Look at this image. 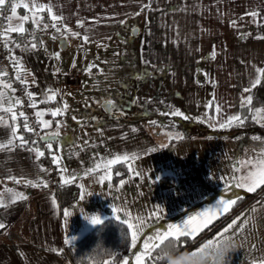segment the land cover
Segmentation results:
<instances>
[{
    "label": "rangeland",
    "instance_id": "obj_1",
    "mask_svg": "<svg viewBox=\"0 0 264 264\" xmlns=\"http://www.w3.org/2000/svg\"><path fill=\"white\" fill-rule=\"evenodd\" d=\"M158 6L154 7L155 15L162 11V7L158 9ZM167 11H179V6L170 5ZM143 17L144 11L124 16L112 34L96 39L86 40L83 36L79 37V34L74 35L77 33L44 34L41 38V57L51 75L54 77L64 73L76 76L81 87L76 90L66 88L61 93L59 104H62V115L52 129L54 132L51 129L47 132H60L68 126L73 130L76 140L88 143L116 124L122 127L133 126L138 130L124 132L121 148L112 146L103 154L106 159L112 152L113 157L128 156L127 161L120 162L125 165L124 170L122 167L118 170L119 173L125 171V175L115 178L113 167L118 163L114 164L111 167L109 187V179L100 182V177L106 176L108 169L100 167L98 171H92L96 167L90 168L80 178L79 186L82 185L83 189L80 187L76 203L86 206L82 202L89 201L92 195H98L127 211L128 218H132L130 222L138 223L143 219L140 225L141 238L137 241L139 248L145 235H151L166 225L181 224L183 220L180 219L193 212L189 208L199 200L212 198V210H215L217 201L222 197L239 196L240 199L232 209L238 207L226 219H230L228 222L231 223L236 217H246L242 229L249 231L251 237L258 235L262 239L263 228L254 226L260 225L259 215V221H263L264 203L257 202L264 201V193L251 203L245 197L252 193L258 195L264 188L260 192L249 193L243 188H229V185L235 183L234 176L239 179L246 174L248 168L242 166L243 163L258 157L264 151V143L249 137L218 140L190 135L197 128L205 129L206 132L214 130L228 118L218 116L221 110L217 112L215 90L204 80L206 67L212 61L216 62L220 54L204 49L209 48L208 45L197 46L201 39L212 37L211 28L216 29L214 20L203 21V25L208 22V30L202 29L203 34L199 36L192 35L200 29V24L192 20L185 31L189 38L183 41L177 38L175 41V44L180 45H168L167 42L164 47L154 46V50L149 51L150 43L146 42L149 30L144 26ZM242 23L240 20L225 22L229 31H235L234 38L241 41L257 31ZM61 39L65 40V47L60 44ZM10 93L13 94L16 110L19 104L16 102H20V99L13 92ZM247 96L242 94L241 97ZM109 101L112 103L109 104ZM231 105V101L226 99L225 106L229 108ZM173 111H179L181 115H170ZM58 134L62 136V133ZM83 158L86 157H82L80 162L76 161L77 165L82 164ZM87 172L92 173L86 175ZM147 176L149 180H146ZM157 176L160 177L159 181L155 180ZM121 181H124L122 186ZM144 181L152 182L149 189ZM160 184L173 185L171 189H161ZM92 190H97V194L88 193ZM253 198L254 195L249 199ZM157 209L162 211L158 212ZM154 212L159 219L152 215ZM168 215L174 220L176 215L179 217L166 223L163 218ZM249 216L251 220L247 224ZM227 224L213 234L221 232ZM255 251L254 246L251 255Z\"/></svg>",
    "mask_w": 264,
    "mask_h": 264
},
{
    "label": "crops",
    "instance_id": "obj_2",
    "mask_svg": "<svg viewBox=\"0 0 264 264\" xmlns=\"http://www.w3.org/2000/svg\"><path fill=\"white\" fill-rule=\"evenodd\" d=\"M21 2L29 3L30 0H16L14 3ZM38 2L51 5L53 14L63 17L61 21L56 22L57 26L54 30H51L54 21L50 18L47 10L36 13L37 16L43 17L39 21V26L32 22L33 13L24 7L17 8V15L11 21L5 19V17L11 15V7H6L8 3L0 10L1 22L4 24L2 34L9 26L19 25L22 22L20 18L24 15L30 17L31 23L29 25L23 22L25 28L23 33L10 32L4 37L11 67L28 87L30 99L37 104L48 101V97L53 96V94L56 98L58 93L56 78L51 75L40 53L41 38L44 34L77 33L79 37L83 36L84 39L85 37L88 40L96 39L100 36L112 34L124 16L138 14L143 11L144 26L149 30V33H147L148 40H146L150 43L149 51H153L154 46L164 47L163 45L167 42L168 45H180L175 44V41L177 38L181 41L184 38H189L185 31L192 20L200 24L199 31L192 34L195 36L202 35V29L208 28V22L203 25V21L214 20L213 24L216 29L211 28L212 37L199 41L200 37L197 46L208 45L209 48L204 49L220 54V58L216 62L212 61L211 65L206 67L207 75L204 79L215 90L216 99L214 100L216 106L221 103L219 117L241 115V110L248 104L247 98L251 96L254 88L252 87L253 81L258 75H261L256 70L264 68V36L261 31V25L264 23V0H38ZM145 5L147 7H144ZM155 5H159L158 9L162 7V11L157 12L156 15L153 12ZM170 5H178L179 11L169 13L167 9L170 8ZM253 11L259 15L257 17L248 15ZM167 14L169 15L167 16ZM237 20L243 21L242 25L252 26L254 30L257 29L256 33L242 41L235 39V31H229L225 27V22ZM44 25L48 27L45 28ZM65 28L67 31H65ZM160 35L163 37L162 39H160ZM60 44L63 47L67 45L63 39H61ZM5 72V67L0 65V118H2L0 119V144L7 145L9 141H12V145L10 150L0 149V203L5 205V207H0V223L5 224V228L0 229V264H72L65 255L64 249L67 244L76 241L93 228L86 223V216L98 214L101 217L108 218L119 215L122 219L127 220V211L120 206L110 204V200L98 195H92L89 201L82 202L86 206L76 203L77 198L70 204L60 205L55 190L48 183L45 170L48 159L43 158V156L37 159L36 153L39 145L33 144L24 147L17 140V133L15 132V135H13V129L17 131V127L11 117L13 114L17 117V113L14 97L9 89V78ZM196 74L197 71L195 77ZM249 88L251 91L246 92L245 89ZM242 94H248V96L244 99L241 97ZM226 99L231 101L232 105L229 108L225 106ZM9 106L12 108L11 113L3 110ZM56 108L61 110L62 104L57 102ZM259 110L260 112L256 114V117L259 121H262L264 120V107L259 108ZM39 112L43 114L39 117L40 121H46L50 124L49 127H43L40 123L43 130L41 131L42 136L51 135L54 132L53 127L62 114L54 117L51 114L53 111L50 114L43 111ZM53 118L54 120H52ZM168 128L173 127L169 126ZM50 129L53 131L52 133L47 132ZM218 129H220L219 126L209 132ZM135 131H138L136 127H122L116 124L88 143L87 141L76 140L73 130L68 126L60 132L57 131L56 133H62V136H59V134L55 136V142L51 144V148L48 147V155L53 161L54 156L58 158L56 163L61 183L74 184L78 190V197L80 178L85 176L86 171L96 167L101 161L110 160L113 157V152L109 151L112 153L106 159V155L103 156L104 151L112 146L120 149L124 140L122 139L123 133ZM209 132L197 136L218 140H236L249 137L252 140L264 143L263 139H256L252 134L234 135L227 133L214 135L209 134ZM77 141L80 142L76 144ZM168 141L170 142V140ZM28 149L32 150L29 151ZM82 157L86 158H83L82 164L77 165L76 161L79 160L80 162ZM101 167L106 169L103 165ZM90 173L92 172H87L86 175ZM62 177L67 182H63ZM71 177H75V179H69ZM17 180L20 182L17 183ZM146 180H149L148 176ZM27 181H31V183ZM144 183L146 188L149 189L152 182L144 181ZM160 185L161 189H171L173 184H168L169 186ZM263 188L264 186L256 191L260 192ZM96 192L97 190H92L88 193L97 194ZM263 193L264 191H261L258 195L255 194L253 199L248 198L249 203L260 198ZM21 194L26 199H17ZM211 199L199 200L196 205L189 208L193 212L180 220L184 221L190 215L203 212L206 209H213ZM195 206L198 208L195 209ZM113 208L119 209V212L113 213ZM65 210L69 213L67 217L64 216ZM170 217L168 215L163 220L166 223L171 220L175 221L179 215H176L175 220ZM229 220L227 219L222 225L225 226L229 223ZM247 220L246 223L248 224L251 217L249 216ZM259 220L260 225L254 227H262L264 234V214L263 221ZM221 226L213 233L220 230ZM213 233L203 238L187 252L193 251L205 239L213 238L215 236ZM73 237L75 239H72ZM225 243L228 242L225 241ZM231 244L234 247H231L228 254V264H252V262L253 264H259L264 259V237L262 239L258 235L251 237L249 231L245 232L242 229L239 236L232 239ZM253 245L256 251L254 255H251ZM132 249L130 235V249L122 258V260H128L130 264L134 261V251ZM121 261L119 264H121Z\"/></svg>",
    "mask_w": 264,
    "mask_h": 264
},
{
    "label": "snow or ice",
    "instance_id": "obj_3",
    "mask_svg": "<svg viewBox=\"0 0 264 264\" xmlns=\"http://www.w3.org/2000/svg\"><path fill=\"white\" fill-rule=\"evenodd\" d=\"M6 3H10L11 7V15L5 17L8 21H11L14 17L17 15V8L18 7H24L25 9L31 11L33 13L31 19L34 24H37L39 26V21L43 19V17L37 16V12H44L47 10L49 13L50 18L54 21L52 24V27H56V22L61 21L63 19L62 16L53 14L52 6L51 5H44L38 2V0H30L29 3H14L11 2V0H0V10H2ZM144 7H147L145 5ZM248 15H251L252 17H257L259 14L255 11L248 13ZM21 23L17 26H9L6 31L2 35H7L10 32H19L23 33L25 31V28L23 26V22H26L30 19L28 15H24L20 18ZM235 23V22H233ZM45 28H47V25H44ZM65 31L67 29L65 28ZM78 35V34H74ZM87 40L88 38L85 37ZM35 47V45H33ZM146 64L148 62H145ZM258 73H264V69H257ZM260 76L258 75L256 79L253 81L252 87H255L257 84H260ZM7 87V85H5ZM246 92H250L251 89H245ZM53 96H49L48 99H53ZM251 96L247 98V102L251 103ZM16 103H19L17 101ZM109 104L112 102L109 101ZM66 107V106H65ZM5 112H12L11 106L8 108L3 109ZM60 109H57L56 111H53L51 114L52 116H57L60 114ZM220 111L219 106H217V112ZM251 111V109H250ZM257 113L260 112L259 109L255 110ZM167 114V113H166ZM20 116H23V113L19 114ZM37 117L42 116L43 114L38 112ZM172 116H180L181 113L179 111H173L170 113ZM12 120H16V115H12ZM187 118V117H185ZM253 119H256L255 116L252 117ZM2 119V118H0ZM42 123L43 127H49V122L46 121H39ZM238 122L239 124L244 123V119H242L238 115L230 116L227 118L226 121L220 122L219 127L221 129L225 127H229L233 125V123ZM150 123L155 124L154 121H150ZM24 128L26 131H33V129H30L28 127L27 121H25ZM16 129H13V135H15ZM52 136H57V133H52ZM18 139L21 140L22 145H26L28 142L23 139V137H18ZM43 139V138H42ZM259 139V138H256ZM32 143H35L33 141ZM12 141H9L7 145L0 144V149H9L11 148ZM49 148H51V144L48 145ZM31 151L32 149H28ZM37 159H39L40 156L43 155L42 152H39L37 150ZM54 162H58V158L55 156L53 157ZM129 159L128 156H115L112 159L104 162L101 161V163H98L96 165V168L93 169V171H98L101 167V164L108 169V173L106 176L100 177V182L103 183V181L107 178L109 179V187L110 184V176H111V167L116 164L120 163L122 161H127ZM244 167H247L248 170L245 175L237 179L235 176L233 177V180L235 183L229 185V188L231 187H237V188H243L246 192L252 193L256 192L257 189L261 188V186H264V151H261L258 154V157L254 158V160H247L243 163ZM131 171V169H130ZM139 175V173H137ZM115 175L119 176L120 173L116 172ZM69 179H75V177H71ZM156 181L160 180V177L157 176L155 178ZM63 182H67L62 177ZM17 183L20 181L17 180ZM28 183H31V181H27ZM124 181H121V186L123 185ZM35 186V185H34ZM47 186L46 184L44 185ZM81 189H83V186H80ZM17 199H26L23 194H21ZM81 199H83V192L81 194ZM240 199L239 196L235 197H228L224 198L222 197L220 200L217 201V206L215 210L212 209H206L203 212L195 213L193 215H190L187 217L186 220H184L179 225H168L166 229H157L153 234L151 235H145L143 240L141 241V247H137V241L141 238V231H140V225L143 224V219H140L138 223H132L131 217L127 220L122 219L119 215H116L115 218L120 220L121 223L127 224L129 233L131 235V247L133 249H136L135 252H133L134 261L132 264H160L161 261L165 260L167 258L171 264H215V255L219 252L222 245H228L230 247H234V245L231 244V241L234 237L239 236V232L242 230L243 223L245 222L246 217L239 216L236 217L231 221V223H228L226 227L223 228L221 232H218L212 239L207 240L205 243L200 245V247L194 249L191 252H181V248L186 247L187 240H192L193 242L196 240L197 236L203 232L205 229L210 230V225L213 224V222L218 219L220 216L225 215L228 213L232 207L237 203V201ZM15 202V200H13ZM257 203H264V201H258ZM0 207H5L3 203H0ZM254 210V209H253ZM113 213H118L119 209L113 208ZM157 211H162V209H157ZM69 215L68 211H64V216L67 217ZM153 216H156L157 219L160 217L156 215V212L152 214ZM107 217H101L98 214H92L85 217L86 223L91 227H96L97 225H102L107 221ZM5 228V224L0 223V229ZM186 238V239H182ZM72 239H75L73 237ZM227 241L228 243H225ZM254 247V245H253ZM207 253V255H206ZM121 264H130L128 260H122ZM226 264H228V258H226ZM259 264H264V259H262Z\"/></svg>",
    "mask_w": 264,
    "mask_h": 264
},
{
    "label": "trees",
    "instance_id": "obj_4",
    "mask_svg": "<svg viewBox=\"0 0 264 264\" xmlns=\"http://www.w3.org/2000/svg\"><path fill=\"white\" fill-rule=\"evenodd\" d=\"M15 1L16 0H11V2ZM6 7H10V3H8ZM29 23H31L30 20L25 22L27 25H29ZM3 27L4 24H2L0 18V31L3 30ZM261 31L264 36V23L261 25ZM260 81V84H257L252 89L251 103L246 104L241 110L240 117L244 119V123L241 125L238 122H235L229 127H225L223 129L220 128L216 131L210 132V134L218 135L231 133L239 135L247 133L264 140V120L259 121L256 117L257 112L255 111L256 109L264 107V73H261ZM253 116H255L256 119H253ZM52 120H54V118ZM14 124L17 127L16 133L18 137H23L24 140H30L31 145L42 144L41 139L36 140L31 131L25 130L18 116L16 120H14ZM41 131L43 130L41 129ZM205 133H207L205 129L197 128L194 130L193 135H204ZM17 140L21 141L18 138ZM33 141H35V143H32ZM51 142V144H53L55 139ZM43 144L48 145L47 142H43ZM46 165L47 163L45 166ZM124 166L125 165L123 163L116 164L113 167L114 172H118L119 167H122V169L125 168ZM124 175L125 171H122L119 176L115 175V178H120ZM55 193L58 196L60 205L63 206L70 204L75 200L77 197V187L74 184L61 183ZM253 195H255V193L246 196L245 200L253 197ZM237 207L238 205L231 209L230 212L216 219L213 224L210 225V230L205 229L197 236L194 242L192 240H187L186 247L181 248L180 251L185 252L189 250L203 238L212 234L219 226L226 222L227 216ZM129 249L130 233L127 225L125 223H121V221L115 217H108L104 224L91 228L76 241L67 244L65 246L64 253L72 264H119L122 258L128 253ZM160 264H171V262L165 258V260L161 261Z\"/></svg>",
    "mask_w": 264,
    "mask_h": 264
},
{
    "label": "built area",
    "instance_id": "obj_5",
    "mask_svg": "<svg viewBox=\"0 0 264 264\" xmlns=\"http://www.w3.org/2000/svg\"><path fill=\"white\" fill-rule=\"evenodd\" d=\"M0 65L4 66L6 69V76L9 78V89L11 92L16 94L20 102L16 107V113L19 119L21 120L23 126L25 124V121H27L28 127L30 129H33L32 134L34 135L36 140L41 139L42 133H41V126H40V119L37 117V113L39 111L48 112L50 114L52 111L55 110V105L57 102H60L61 99V93L66 88H72L73 90H76L79 88V80L76 76H69L67 74H57L55 76L56 78V87H57V97L53 101H45L43 103L37 104L35 101L30 99L29 97V89L23 82V80L17 75V72L14 71L11 67V62L9 60V52L6 48L5 43V37L2 35V32L0 31ZM23 113V116H20L19 114ZM28 143L26 146H31L30 140H25ZM21 142V141H20ZM38 151L43 153V157H45L47 160V165L45 166L46 175L48 179L49 185L57 191L61 181L58 176V165L56 162L51 160L49 158V148L47 144H40L38 147Z\"/></svg>",
    "mask_w": 264,
    "mask_h": 264
},
{
    "label": "clouds",
    "instance_id": "obj_6",
    "mask_svg": "<svg viewBox=\"0 0 264 264\" xmlns=\"http://www.w3.org/2000/svg\"><path fill=\"white\" fill-rule=\"evenodd\" d=\"M230 250V246L222 245L219 252L215 255V264H226V258H228Z\"/></svg>",
    "mask_w": 264,
    "mask_h": 264
},
{
    "label": "water",
    "instance_id": "obj_7",
    "mask_svg": "<svg viewBox=\"0 0 264 264\" xmlns=\"http://www.w3.org/2000/svg\"><path fill=\"white\" fill-rule=\"evenodd\" d=\"M108 109V107H107ZM43 138V139H42ZM56 137L55 136H52V135H43L41 137V141L42 142H50V141H53Z\"/></svg>",
    "mask_w": 264,
    "mask_h": 264
}]
</instances>
